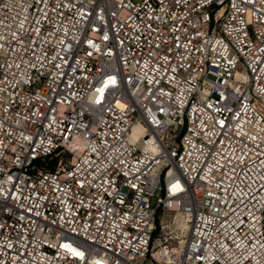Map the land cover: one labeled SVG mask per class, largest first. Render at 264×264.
<instances>
[{"label":"built area","instance_id":"1","mask_svg":"<svg viewBox=\"0 0 264 264\" xmlns=\"http://www.w3.org/2000/svg\"><path fill=\"white\" fill-rule=\"evenodd\" d=\"M0 264H264V0H0Z\"/></svg>","mask_w":264,"mask_h":264},{"label":"rangeland","instance_id":"2","mask_svg":"<svg viewBox=\"0 0 264 264\" xmlns=\"http://www.w3.org/2000/svg\"><path fill=\"white\" fill-rule=\"evenodd\" d=\"M161 218H164L162 220L164 227H162V229L159 227L158 232L171 243L181 242L186 235V223L183 217L174 215V213L168 214L160 211L158 222ZM155 235H157V233Z\"/></svg>","mask_w":264,"mask_h":264},{"label":"trees","instance_id":"3","mask_svg":"<svg viewBox=\"0 0 264 264\" xmlns=\"http://www.w3.org/2000/svg\"><path fill=\"white\" fill-rule=\"evenodd\" d=\"M158 230H159V223H158L157 220H156V226H155V228L153 229L152 234L155 235V234L158 232Z\"/></svg>","mask_w":264,"mask_h":264},{"label":"bare ground","instance_id":"4","mask_svg":"<svg viewBox=\"0 0 264 264\" xmlns=\"http://www.w3.org/2000/svg\"><path fill=\"white\" fill-rule=\"evenodd\" d=\"M138 127L139 125H133L131 133H133ZM186 227H187V223H186Z\"/></svg>","mask_w":264,"mask_h":264}]
</instances>
